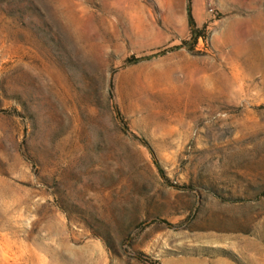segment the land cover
Wrapping results in <instances>:
<instances>
[{"label":"rangeland","instance_id":"rangeland-1","mask_svg":"<svg viewBox=\"0 0 264 264\" xmlns=\"http://www.w3.org/2000/svg\"><path fill=\"white\" fill-rule=\"evenodd\" d=\"M0 264H264V0H0Z\"/></svg>","mask_w":264,"mask_h":264}]
</instances>
